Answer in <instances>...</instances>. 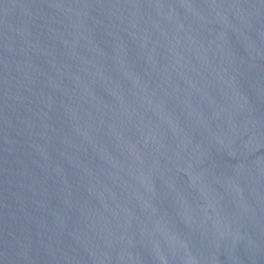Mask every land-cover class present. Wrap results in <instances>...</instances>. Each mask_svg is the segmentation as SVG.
I'll return each instance as SVG.
<instances>
[{
    "label": "water",
    "instance_id": "water-1",
    "mask_svg": "<svg viewBox=\"0 0 264 264\" xmlns=\"http://www.w3.org/2000/svg\"><path fill=\"white\" fill-rule=\"evenodd\" d=\"M0 264H264V0H0Z\"/></svg>",
    "mask_w": 264,
    "mask_h": 264
}]
</instances>
